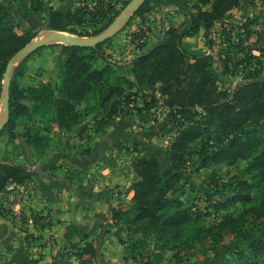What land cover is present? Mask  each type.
<instances>
[{
	"label": "trees",
	"instance_id": "obj_1",
	"mask_svg": "<svg viewBox=\"0 0 264 264\" xmlns=\"http://www.w3.org/2000/svg\"><path fill=\"white\" fill-rule=\"evenodd\" d=\"M83 1L65 12L47 6L45 0H31L30 9L47 13L49 29L84 37L101 34L120 13L115 6L117 0H93L87 4ZM151 1L146 0L136 12L141 20L152 10ZM258 1L264 2L186 0L174 9L183 15L184 23L180 27L169 25L149 46L146 42L141 44L135 58L127 64L110 59L104 51L106 41L95 46L53 44L38 48L29 58L55 45L61 49L58 55L61 82H38L23 87L21 79L27 74L28 59L22 60L13 71L10 121L0 137L7 135L11 141H24L29 157L43 154L54 141L51 129L33 127L28 119L38 117L56 125L60 131L80 126L82 133L86 130L85 126L81 127L86 114L81 107L96 95L103 111L93 117V131L99 133L111 126L110 121L125 104L135 102L130 96L145 93L146 109L153 103L149 98L155 103L162 102L171 119L177 120L176 136L162 156L150 148H134L137 156L131 165L128 188L134 195L128 202L111 208L115 223L127 232L128 241L123 243L130 257L138 260L144 255L137 252L142 244L139 241L149 236L154 237L155 243L147 257L156 260L170 253L177 264H185L195 241L207 234L201 224L210 213L185 204L176 195L181 170L190 166L193 154L199 149L204 150V165L246 162L243 174H239L242 179L237 177L232 194L216 201V208L225 207V203L231 201H241L246 206L215 224L218 231L215 238L221 239L222 233L227 231L242 234L249 224L257 225L258 221L263 224L264 199L256 203L251 193L253 187L264 183V34L254 30L257 19L249 14V9ZM177 2L161 0L159 3L165 7ZM242 6L246 20H231L232 10ZM217 26L222 46L212 37ZM201 31L211 51L219 48L218 61L224 69L235 76L240 73L241 79L233 92L218 85L214 72L217 61L213 54L186 48L184 39ZM253 34L257 35L255 42L247 45ZM34 37L31 31L17 30L10 8L0 0V97L9 61ZM127 68L132 78L118 74ZM90 112L93 111L87 113ZM32 175L24 165L9 162L4 157L0 161V193L9 191L12 185L26 183ZM65 254L76 256L79 264H95L93 259L99 256L91 242L74 245ZM153 263V260L148 262ZM230 264H264V231L260 235L256 233L246 248L237 251Z\"/></svg>",
	"mask_w": 264,
	"mask_h": 264
},
{
	"label": "rangeland",
	"instance_id": "obj_2",
	"mask_svg": "<svg viewBox=\"0 0 264 264\" xmlns=\"http://www.w3.org/2000/svg\"><path fill=\"white\" fill-rule=\"evenodd\" d=\"M82 1L83 0H45L47 6H54L65 12L71 7L79 5ZM92 1L93 0H86L83 2L87 4ZM132 1L133 0H117L115 2L117 10L120 11L117 18ZM160 1L161 0L151 1L152 5L149 6V8L152 7V10L145 13V20H141L136 16V12L140 7H138V5L135 6L133 9L134 11L131 12V16L126 19L124 26L119 29L117 33L106 40L107 43L104 46V51L110 56L111 60L118 61L121 64H127L135 58V53H137L141 44L146 42L149 46L160 38L165 28L169 25L178 26L183 24V15L178 12H174L171 6L177 8L186 0H178V2L174 3V5L165 7L159 3ZM2 3L10 8L13 16V22L19 32L22 33L24 31H31L34 34L35 37L31 45L38 37L49 31H53L48 28L47 13H35L30 9L31 0H2ZM137 7L138 9L135 12ZM165 12L167 17L163 19V13ZM231 13V20H246L244 17L245 8L243 6L235 8ZM250 14L251 17L254 16V18L257 19V23L253 26L254 30H259V32L263 35L264 2L259 1L256 6V10H253ZM62 32H65L70 36L77 37L84 42H90V39L93 38L80 36L67 31ZM256 36V34H253V37H251L250 41L246 44L251 45L255 42ZM236 40L237 39H235V41ZM45 42L46 43L43 44L47 45L44 46H51L53 44L67 45L63 40H46ZM204 43L205 39L203 35H200L197 36L193 42L191 41L190 43H186V45L190 46V48L199 47V49H205L206 46ZM218 49L219 48L216 47L213 51H211L217 61L214 64L215 78L221 88L228 89L230 92H233L236 82H239L241 79V75L238 73V75L235 76L224 69L222 63L218 61ZM60 51L61 49L55 45V47H48L41 50L39 53L34 54L30 58L29 56L25 58L28 59V71L21 79L22 86L26 87L29 84H37L38 82H61V70L59 68L58 58ZM255 54L258 55L259 52L256 51ZM18 65L19 63H16L14 69ZM119 73L132 78L128 68L118 71V74ZM145 95V93H142L138 96H130L129 99L134 100L135 102L131 101L128 105L125 104L118 114H116L110 121L111 126L109 127H114V130L121 131L118 134L120 139L118 138V142L116 145L114 144L115 149L112 151L114 153H107L108 158L115 157L113 161L115 167H113L117 169V171L125 172V170H128V173L132 174L129 166L131 167L132 162L135 161V157L137 156V153L134 150L135 147L139 149L150 148L162 156L161 153L165 152L166 148L171 144L173 138L176 136L174 129L177 120L174 121V119H171L168 109L161 105L162 102L155 103L153 99L149 98V101L153 103L151 107L146 109L144 100L147 98ZM3 99L4 95L2 92L0 97V115L4 108ZM27 102L29 103V101ZM81 109L86 114L81 127L85 126L87 130L81 133L80 129H77L70 131L72 134L65 132L66 134L57 135L56 139L59 140V142H64L61 145L58 144V146L54 145L58 152L69 151L68 153L73 154L76 150V154H78L87 149V140L90 141V139H93V125H95L93 117L97 114H101L103 111L99 107L97 96L92 95L88 101L83 103ZM89 110L93 112L87 113ZM27 121L33 127L38 129L50 128L51 131H53L52 123L41 120L38 117H36V120L33 118L28 119ZM90 125H92V127H90ZM77 128H80V126ZM6 140L7 139L5 137L0 140V156L4 157L7 155L5 152L6 149L9 148L5 147ZM83 140H85V143H81ZM203 158L204 150H196V153L193 154L190 166L187 169L181 170L182 178L178 186L179 189L176 192V195L184 201L185 204L191 205L195 209L210 213L206 216V220L201 224V226H203L207 231V234H205L202 239L195 241L194 248L191 253L187 255V259L184 260V263L230 264V260L233 256H235L237 251L246 248L249 245V242L255 237L256 233L260 235L261 231H264V223L259 224L258 221L257 225L249 224L246 227L247 229L245 232L242 234H235L227 231L222 233L221 239L215 238V235L218 233L215 228V224L221 221L227 214L232 212L235 213L237 210L240 212L246 206L241 201H231L228 203L226 202V205H224L225 207L219 206V209L216 208V205H218L216 204V201L223 200V196H227L229 193L232 194L237 183V177H239L238 180L242 179V175L239 174H243L246 162L240 161L235 165H227L225 163H209L208 165H204L202 163ZM130 180L128 181V185H131ZM125 188L127 187L125 186ZM251 193L252 198L256 203L262 201L264 199V183L261 186H257L255 188L253 187ZM208 197H211L212 200H209ZM211 204L215 206H211ZM249 219L252 221L250 215ZM139 242H142V244H140L142 247L140 246L137 249V252H142L144 255L137 260L138 264H148V262H151L152 260L154 261L153 264H177L175 259L171 257L170 253L167 254V257L156 260H154V258L152 259L147 257L149 252L153 250L155 243L154 237L150 238L149 236H146L145 238L140 239Z\"/></svg>",
	"mask_w": 264,
	"mask_h": 264
},
{
	"label": "crops",
	"instance_id": "obj_3",
	"mask_svg": "<svg viewBox=\"0 0 264 264\" xmlns=\"http://www.w3.org/2000/svg\"><path fill=\"white\" fill-rule=\"evenodd\" d=\"M256 6L249 9V14ZM171 8L176 12V7ZM163 17H167L166 12ZM200 35L205 39V49L186 45ZM184 43L189 51H211L203 31L185 38ZM65 132L72 134L53 125L52 146L31 157L24 141L0 137L7 139L5 157L9 162L24 165L33 174L26 183L0 193V264H79L76 256L68 257L65 252L87 242L99 254L93 259L95 264H138L123 243L128 241L126 230L115 223L111 213L112 207L134 195L128 190L132 174L117 171L115 157H107V153H114L121 131L108 127L93 132L87 149L78 154L76 150L73 154L58 152L54 147L64 143L56 138ZM3 158L0 156V161Z\"/></svg>",
	"mask_w": 264,
	"mask_h": 264
},
{
	"label": "water",
	"instance_id": "obj_4",
	"mask_svg": "<svg viewBox=\"0 0 264 264\" xmlns=\"http://www.w3.org/2000/svg\"><path fill=\"white\" fill-rule=\"evenodd\" d=\"M146 0H133L130 4L125 8V10L116 18L115 22L103 31L101 34L97 35L90 39V42H84L77 37L70 36L69 34L62 32V31H49L44 35L38 37L35 42L31 45L28 44L24 49L18 52L8 63L5 79L3 83V95H4V108L0 115V133L5 129L10 121V87H11V80H12V71L15 67L16 63H20L22 60L27 58L31 53H33L38 48L47 45L43 44L46 43L45 40L49 37L55 40H63L65 44L72 45V46H95L98 43L106 41L109 37L113 36L115 33L121 29L125 21L128 17L131 16V12L134 11L133 9L135 6L138 5L140 7ZM138 7L136 8L135 12L137 11Z\"/></svg>",
	"mask_w": 264,
	"mask_h": 264
},
{
	"label": "built area",
	"instance_id": "obj_5",
	"mask_svg": "<svg viewBox=\"0 0 264 264\" xmlns=\"http://www.w3.org/2000/svg\"><path fill=\"white\" fill-rule=\"evenodd\" d=\"M216 36H217V39H216ZM213 38H215L220 44L219 46H222V43H221V39H220V27L217 26L216 30L214 31L213 35H212ZM224 47H226L225 45H223ZM256 52V51H255ZM208 54H212L211 51H209ZM238 82H236L237 84ZM14 185L10 186L9 187V190H11L13 188ZM16 220L18 221L20 219V215H17L16 217Z\"/></svg>",
	"mask_w": 264,
	"mask_h": 264
},
{
	"label": "bare ground",
	"instance_id": "obj_6",
	"mask_svg": "<svg viewBox=\"0 0 264 264\" xmlns=\"http://www.w3.org/2000/svg\"><path fill=\"white\" fill-rule=\"evenodd\" d=\"M46 40H48V41H56L55 39H53V38H51V37H49V38H47ZM45 40V41H46ZM61 40V39H60ZM59 41V40H58Z\"/></svg>",
	"mask_w": 264,
	"mask_h": 264
}]
</instances>
